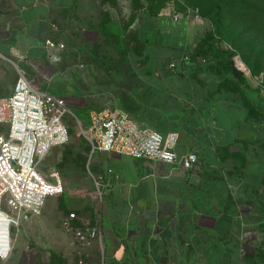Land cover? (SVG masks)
<instances>
[{
    "label": "crops",
    "instance_id": "obj_1",
    "mask_svg": "<svg viewBox=\"0 0 264 264\" xmlns=\"http://www.w3.org/2000/svg\"><path fill=\"white\" fill-rule=\"evenodd\" d=\"M72 4L0 0V98L14 92L17 68L48 93L45 83L60 73L61 58L46 43L62 42L59 28ZM172 13L178 12L145 13L138 26L158 69L174 62L184 70L226 65L196 56L210 33L203 19L178 13L174 21ZM225 79L214 97L185 101L189 109L168 131L178 134L180 155L198 156L192 171L96 155L105 196L100 215L90 219L101 222L104 253L94 251L92 264H264V89L241 71L229 69Z\"/></svg>",
    "mask_w": 264,
    "mask_h": 264
},
{
    "label": "rangeland",
    "instance_id": "obj_2",
    "mask_svg": "<svg viewBox=\"0 0 264 264\" xmlns=\"http://www.w3.org/2000/svg\"><path fill=\"white\" fill-rule=\"evenodd\" d=\"M223 5L220 16L225 37L217 40L234 50L229 69L241 71L250 85L264 89V17L245 13L264 9V0H240L235 4L239 8L227 12ZM217 7V0H73L59 28V43L65 45L58 54L60 73L44 87L50 95L74 105L69 107L72 114L65 117L69 140L52 149L38 165L40 174L49 182L59 180L64 191L47 199L39 217L15 229L12 257L0 264H78L74 240L66 232L69 215L90 219L102 210L97 154L91 158L81 124L87 128L90 110L112 107L166 134L189 109L184 108L185 101L214 97L216 88L229 81L226 65L213 61L203 69L184 70L180 64L160 70L140 40L138 26L145 13L170 10L203 19L214 35ZM2 77L11 81L10 75ZM93 255L85 264H92Z\"/></svg>",
    "mask_w": 264,
    "mask_h": 264
},
{
    "label": "built area",
    "instance_id": "obj_3",
    "mask_svg": "<svg viewBox=\"0 0 264 264\" xmlns=\"http://www.w3.org/2000/svg\"><path fill=\"white\" fill-rule=\"evenodd\" d=\"M174 21L178 13H172ZM220 49L234 52L233 48L217 42ZM47 47L63 51V43L47 41ZM206 63V60L202 61ZM180 65L174 62L170 68ZM14 92L0 98V261L7 262L13 254L14 231L22 224L39 217L50 197L60 196L64 188L58 180L49 182L38 170L41 160L52 149L67 144L69 127L65 124L69 110L62 97L33 87L28 76L17 68ZM87 128L82 133L96 154L127 155L136 160L177 164L189 172L199 158L190 153L177 152V133L161 134L136 121L119 108L104 107L89 111ZM98 196L103 200L105 187L97 182ZM79 223L78 226L72 223ZM66 232L74 240L78 264H85L90 254L104 253L103 229L100 220L80 218L71 213Z\"/></svg>",
    "mask_w": 264,
    "mask_h": 264
},
{
    "label": "trees",
    "instance_id": "obj_4",
    "mask_svg": "<svg viewBox=\"0 0 264 264\" xmlns=\"http://www.w3.org/2000/svg\"><path fill=\"white\" fill-rule=\"evenodd\" d=\"M134 1L136 3H140V0H134ZM239 1L240 0H227V1L217 0V4H218L217 16L214 17L215 19H214V26H213L214 35L209 33L206 36V39L203 41L202 46L196 50V53H195L196 56H200V57L201 56L203 57L213 56L217 59H223L226 62V65L227 64L229 65L231 59L233 58V53L227 50L220 49L216 44L217 42H220L217 40L218 38L221 40L223 37H225L223 19L220 16V12H222L220 5H223L225 2H227L226 5H223L224 6L223 11L227 12L231 8H235V7L239 8L237 7V5H235ZM245 13L249 14L250 16H254L257 14V16L255 17L257 19L264 17V9L257 11V13L256 11L255 13H251L248 10H245Z\"/></svg>",
    "mask_w": 264,
    "mask_h": 264
}]
</instances>
